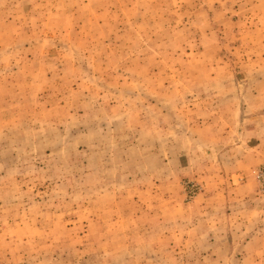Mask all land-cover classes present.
<instances>
[{"label": "rangeland", "instance_id": "374dc122", "mask_svg": "<svg viewBox=\"0 0 264 264\" xmlns=\"http://www.w3.org/2000/svg\"><path fill=\"white\" fill-rule=\"evenodd\" d=\"M0 264H264V0H0Z\"/></svg>", "mask_w": 264, "mask_h": 264}]
</instances>
